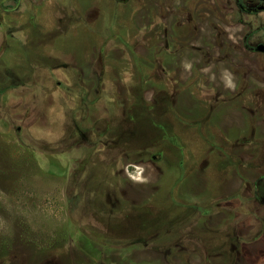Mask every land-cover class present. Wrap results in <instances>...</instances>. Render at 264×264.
<instances>
[{"label": "rangeland", "instance_id": "1", "mask_svg": "<svg viewBox=\"0 0 264 264\" xmlns=\"http://www.w3.org/2000/svg\"><path fill=\"white\" fill-rule=\"evenodd\" d=\"M211 2L10 11L2 29L25 31L0 33V264H264V156L250 168L255 142L228 134L242 105L228 101L237 112L218 129L193 111L218 92L259 99L264 53L243 45L264 44V13ZM160 3L176 9L164 18ZM178 14L192 22L184 37ZM148 49L173 52L172 70L143 68ZM189 78L202 102L178 92Z\"/></svg>", "mask_w": 264, "mask_h": 264}, {"label": "trees", "instance_id": "2", "mask_svg": "<svg viewBox=\"0 0 264 264\" xmlns=\"http://www.w3.org/2000/svg\"><path fill=\"white\" fill-rule=\"evenodd\" d=\"M181 29V28H180ZM159 50L155 49H148V52L145 53V55L140 59L141 65L143 68L147 66H160L161 70L171 71L172 68L168 66V63H171L172 60H174V54L173 52H163V54L158 53ZM145 81L154 82L157 86H160L158 81H155L152 78H146ZM193 80V78H189L184 84H178L177 90L179 93H187L194 95L195 98H198L199 94V87L198 85L194 86V83H190ZM188 83H190L188 85ZM187 86V87H185ZM159 88V87H158ZM263 90V92H262ZM261 95L264 93V88L260 89ZM220 98L216 99L214 102H211L210 104L205 103H198L194 107V116L195 117H204L206 114L210 116V118L214 121V123L211 122L214 129H218L221 125V119L222 116L227 113H236L237 111H234V105L233 103H229L228 101H232L234 96V93L225 92V93H219ZM245 93L242 92V98L237 100L239 104L242 105L241 109H238V114L242 119V124L240 128H231L228 130V134H232L234 139L239 140V144L241 145H248L249 142L256 144V147L254 150H252L251 154V160L248 161L249 167L251 168L250 164L256 160L263 158L264 156V133H260L258 131V125H256V122L258 123L261 120H264V94L262 95V98L258 101L256 100H246L244 99ZM200 102H202L201 99L198 98ZM255 112V115L253 114ZM182 122L183 120L180 119ZM205 147L204 145H201V147L197 150V155L201 156L203 155ZM264 175H260L258 180L263 179ZM262 188V187H261ZM264 189V188H262ZM262 196L255 194L254 197L256 200L264 202V190H262Z\"/></svg>", "mask_w": 264, "mask_h": 264}, {"label": "flooded vegetation", "instance_id": "3", "mask_svg": "<svg viewBox=\"0 0 264 264\" xmlns=\"http://www.w3.org/2000/svg\"><path fill=\"white\" fill-rule=\"evenodd\" d=\"M23 1H28V0H0V33H3L4 35H15L16 32H18V31H21V32L25 31V30H23L24 28H11L10 27V28H6V29H2L3 21H6V23L10 24V25L12 23H14L12 20L8 19L9 17H7V15L10 14V11H16L17 12V10L19 9L18 5H21L20 2H23ZM193 1L194 0H189L190 3L193 2ZM203 1L206 4L205 5L202 4V5L205 6V9L208 10V8H209L208 4L212 3L211 2L212 0L211 1L203 0ZM195 2H196V0H195ZM201 3H203V2H201ZM169 6L171 7V9H176V7L173 6V5H169ZM169 6H167L166 3H160L159 4L158 13L160 15H162V13L164 12L165 13L164 18L167 17V15H172V12L170 11ZM236 6L238 8L237 11H239L240 13L253 14V15L254 14H258L259 12H263L264 13V0H236ZM178 15H180V14H178ZM180 17H181L180 19L179 18H175L174 24H173V26L171 28V32L174 33V32H177V30H178L179 32H182V35H181V37H182L183 34H187L189 31H192L193 28L191 27V24H190L192 22H190V20L188 21V18H186L184 15H180ZM7 21H9V23ZM12 26L14 27V24H12ZM164 34H165V32L163 33V35ZM250 38H251V36H247V39L245 40L246 41L245 42L246 45H243V49H245L247 47V49L251 53H258V52L264 53L263 50L257 49V47L259 45H263L264 46V44L259 42L258 44H256L253 47V44H252ZM163 39H165V36H164ZM166 43H167V41H166ZM165 45L168 46L167 44H165ZM249 91H251V90L247 89L246 91H240V90L236 91V89H235V92H233V93H234V96L238 98L237 100H239V99L242 98V96H241L242 92H244L246 94L245 97H244V99H245V98H247V94H248ZM253 91H254V89H253ZM256 93L259 96V99H261L262 95L264 94L263 93L261 95L262 92H259L260 95H259L258 92H256ZM259 99H255V100L258 101ZM250 100H253V99H250ZM253 113L255 115V112H253ZM256 125H258L257 122H256ZM257 182L258 181H256V183ZM256 183H255V185H256Z\"/></svg>", "mask_w": 264, "mask_h": 264}, {"label": "water", "instance_id": "4", "mask_svg": "<svg viewBox=\"0 0 264 264\" xmlns=\"http://www.w3.org/2000/svg\"><path fill=\"white\" fill-rule=\"evenodd\" d=\"M257 49H259V50H263V51H264V46H263V45H259V46L257 47Z\"/></svg>", "mask_w": 264, "mask_h": 264}, {"label": "clouds", "instance_id": "5", "mask_svg": "<svg viewBox=\"0 0 264 264\" xmlns=\"http://www.w3.org/2000/svg\"><path fill=\"white\" fill-rule=\"evenodd\" d=\"M134 179H140V177L137 175V176L134 177Z\"/></svg>", "mask_w": 264, "mask_h": 264}]
</instances>
